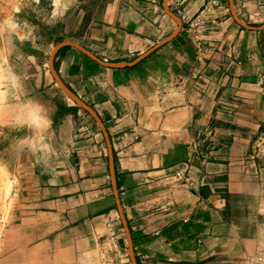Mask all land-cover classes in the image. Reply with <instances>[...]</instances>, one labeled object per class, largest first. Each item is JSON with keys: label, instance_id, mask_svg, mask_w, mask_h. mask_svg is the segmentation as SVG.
<instances>
[{"label": "crops", "instance_id": "0c3cea01", "mask_svg": "<svg viewBox=\"0 0 264 264\" xmlns=\"http://www.w3.org/2000/svg\"><path fill=\"white\" fill-rule=\"evenodd\" d=\"M43 5L42 127L7 165L29 264H264V0Z\"/></svg>", "mask_w": 264, "mask_h": 264}, {"label": "rangeland", "instance_id": "374dc122", "mask_svg": "<svg viewBox=\"0 0 264 264\" xmlns=\"http://www.w3.org/2000/svg\"><path fill=\"white\" fill-rule=\"evenodd\" d=\"M43 4L44 0H0V264L30 261L20 247L21 240L8 230L18 181L7 165L13 167L22 152L37 145L38 138L28 133L27 126L42 127L38 117L24 121L22 114L27 110L21 106L28 104L41 113L42 107L37 105L42 93L39 69L46 62L43 54L49 52L48 38L61 32L50 19L51 10ZM7 180L10 188L5 192Z\"/></svg>", "mask_w": 264, "mask_h": 264}, {"label": "water", "instance_id": "95a60500", "mask_svg": "<svg viewBox=\"0 0 264 264\" xmlns=\"http://www.w3.org/2000/svg\"><path fill=\"white\" fill-rule=\"evenodd\" d=\"M65 45H70V46H75L76 48H78L79 50H81L84 54H86L89 58H91L92 60H94L95 62H97L100 65H104V66H109L108 64H105L104 62L99 61L97 58H95L94 56H92L91 54H89L87 51H85L84 49L74 45V44H70V43H64L59 45L58 48L63 47ZM57 48V49H58ZM123 66V65H122ZM54 78L56 79L57 84L59 85V87L64 91V93H66L74 102H76L78 105L84 107L74 96H72L68 90L65 89V87H63V85L60 83V81L57 79L56 75L54 73H52Z\"/></svg>", "mask_w": 264, "mask_h": 264}, {"label": "bare ground", "instance_id": "6f19581e", "mask_svg": "<svg viewBox=\"0 0 264 264\" xmlns=\"http://www.w3.org/2000/svg\"><path fill=\"white\" fill-rule=\"evenodd\" d=\"M21 108L24 110V109H26L27 110V114L26 115H23V119H32V118H34L35 116H36V110L34 109V108H31V107H29L28 106V104L26 105V104H24V105H22L21 106ZM23 113V112H22ZM38 117V116H37ZM40 119V118H39ZM38 121V120H37ZM10 188V180H7V182H6V185H5V192L6 191H8V189Z\"/></svg>", "mask_w": 264, "mask_h": 264}, {"label": "built area", "instance_id": "2783aa9c", "mask_svg": "<svg viewBox=\"0 0 264 264\" xmlns=\"http://www.w3.org/2000/svg\"><path fill=\"white\" fill-rule=\"evenodd\" d=\"M203 24H204V22H203V20L201 18H195L194 21H192V26L193 27H198V26H201ZM101 264H119V263H117L115 261H109L108 260V261L102 262Z\"/></svg>", "mask_w": 264, "mask_h": 264}]
</instances>
